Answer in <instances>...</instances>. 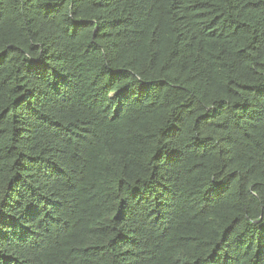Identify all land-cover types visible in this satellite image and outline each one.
Returning a JSON list of instances; mask_svg holds the SVG:
<instances>
[{
  "label": "trees",
  "instance_id": "1",
  "mask_svg": "<svg viewBox=\"0 0 264 264\" xmlns=\"http://www.w3.org/2000/svg\"><path fill=\"white\" fill-rule=\"evenodd\" d=\"M0 264H264V0H0Z\"/></svg>",
  "mask_w": 264,
  "mask_h": 264
}]
</instances>
